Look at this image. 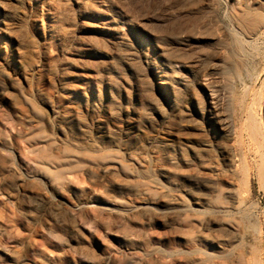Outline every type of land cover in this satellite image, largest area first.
<instances>
[{
    "label": "rangeland",
    "instance_id": "rangeland-1",
    "mask_svg": "<svg viewBox=\"0 0 264 264\" xmlns=\"http://www.w3.org/2000/svg\"><path fill=\"white\" fill-rule=\"evenodd\" d=\"M248 2L264 12V0ZM108 7L119 21L93 10ZM242 26L236 0H0V264H157L163 257L170 264H209L206 255L178 258L184 242L173 219L149 221L146 227L165 238L136 239L137 254L115 227L92 237L69 210L81 188L93 185L116 204L148 198L143 189L157 193L160 205L175 196L204 208L203 215L215 201L227 211L206 217L201 232L230 238L250 264H264V24ZM84 35L123 36L127 46L104 65L90 55L87 72L71 62ZM166 50H176L187 66L184 83L160 94L145 57L162 63L171 57ZM37 66L42 80L32 74ZM61 81L83 91L78 100L65 97ZM212 90L231 101L236 117L248 120L252 112L262 132L257 143L246 138L240 147L235 192H224L223 203L210 184L208 161L225 169L222 150L231 140L219 134L212 146L204 145L220 131L202 117ZM12 122L26 130L18 134ZM70 146L96 148L100 156L70 160ZM107 216L82 217L89 226ZM222 216L231 221L225 224Z\"/></svg>",
    "mask_w": 264,
    "mask_h": 264
},
{
    "label": "bare ground",
    "instance_id": "bare-ground-1",
    "mask_svg": "<svg viewBox=\"0 0 264 264\" xmlns=\"http://www.w3.org/2000/svg\"><path fill=\"white\" fill-rule=\"evenodd\" d=\"M236 1H238L240 8L243 7L242 27H246V25L249 27L257 24H264V12L255 11L254 9L257 7H254L255 5L253 6L252 3L248 2V0ZM93 10L97 13L104 14L115 21L120 20V16L111 7H108L104 12H101L95 8ZM110 29L114 34L120 33V30L117 28ZM119 37L121 39L116 40L113 39L114 37L108 38V36L105 37L102 35L80 36L79 39L81 44L76 46L71 62L89 72L88 70L90 67H92L89 56L92 55L95 57L96 62H98L100 65H104L107 58L112 60V58H114L116 55H121L123 52V47L127 46L124 37ZM166 52L168 51L166 50ZM168 54H170L171 57L162 63H159L153 56L145 57L150 70L156 75L155 86L160 94H162L163 87L165 86H173L175 83H184V77L182 76L181 71L182 68L187 66V62L183 60L181 55L177 53L176 50L168 52ZM128 57H132V55ZM225 62L226 61L223 60L222 63L219 64L220 70H223ZM189 64L188 66L191 65ZM32 72V74L35 75L39 80H42L43 74L40 67H34ZM22 74L26 80L29 79L30 73H28L27 69H24ZM60 86L65 97H67L70 101L72 100V102L78 100L79 95L83 92L77 88L76 85L67 82L65 83L61 81ZM213 91L214 90H212L211 98L202 108V117L210 130L214 131L219 129L220 131L219 133L213 132L214 135L212 136V139L210 140L208 138L209 141L206 140L207 142H205L204 145L212 146L213 142L216 143L217 136H219V134L227 135L231 140L230 144H228L222 150L224 162L227 166L225 169H222L220 167V163L214 159H210L208 161V165L213 171L210 177V184L214 192H216L219 196L218 201L223 203V201L220 200V196L224 194V192H235V188H233L234 181L232 178V171L237 168V162L240 158H242L241 154L239 153L240 147L244 145L246 138L257 143L258 135L262 132L252 112L250 118H247L248 120H243V116H240L239 118L236 117L235 110L231 106V101H229L227 98L226 101L223 102L222 98L219 96L220 94H218L216 90L215 92ZM54 109H56L58 112H65L64 107L62 108L58 105H56V107L54 105ZM247 116L249 117V115ZM10 126L16 130L18 134L26 130V127L22 122H18V124L12 122ZM66 150L69 153L70 160H78V158L83 156H95V158L100 156L99 149L96 148L80 149L75 146H70L67 147ZM244 159L247 160L245 155ZM119 164L121 163L118 162V164L113 163L106 165L105 173H108L111 168L119 167ZM122 166L125 167L124 164H122ZM249 168L248 171L251 176V168ZM261 171L262 174H264V167L261 169ZM225 182L227 183V186H225ZM147 191L148 189L140 190V194L142 196L148 195V198H144V200H141L138 203L128 205L125 203L116 204V200L112 201V199H110L106 193L97 186L93 185L89 187H83L81 188L80 198L77 199L72 208L69 210V216L74 220L79 221L81 228H86L94 238H96V236H101L106 228L111 230L114 227L117 228L116 231L120 232L122 240L126 245H128L126 248L131 254H137L136 250H134L136 239L144 237L148 240L160 241L165 238L160 232L150 230L146 227V224L149 221L156 223L157 220L161 219H163V221L167 219H173V221L176 220L182 228L181 233L178 236L184 242V248L180 249V251L177 253L178 258L182 262L184 261L187 253H193L196 255L195 257H197V255L200 257L206 255V261H208L209 264H250L247 259L248 256L246 257L242 250L233 248L231 246L230 238L225 236H212L209 234H204L200 230V227L204 224V219L206 217L212 218L221 216L227 211L223 206L217 205L215 204V201L210 200L208 203L209 214L203 215L201 212H203L204 208L194 206L191 207L187 204L179 203L178 197L175 196L169 197L164 205H160V203L164 200L160 199V197L154 196L157 195V193H149ZM235 196L238 197L237 195ZM106 201L110 204L106 203ZM236 202H238V200H236ZM104 213H108L107 219L103 220V222L97 221L94 224H90L89 226L86 225L88 221L84 220L82 217L83 215L90 216L92 214L99 215ZM221 218L225 224H228V222L231 221H229V219L223 218V216ZM173 221H166L167 223H165V225L173 226ZM197 242H200V244L197 245ZM38 245L39 242L37 241L30 242L29 246L31 250H35ZM108 257L115 260L119 259L120 256L116 251H109ZM178 258L176 257V259ZM157 264L170 263L164 260L163 257V259H158ZM199 264L205 263L199 262Z\"/></svg>",
    "mask_w": 264,
    "mask_h": 264
}]
</instances>
